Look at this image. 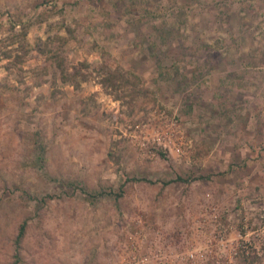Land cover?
<instances>
[{"label":"rangeland","instance_id":"374dc122","mask_svg":"<svg viewBox=\"0 0 264 264\" xmlns=\"http://www.w3.org/2000/svg\"><path fill=\"white\" fill-rule=\"evenodd\" d=\"M0 264H264V0H0Z\"/></svg>","mask_w":264,"mask_h":264},{"label":"trees","instance_id":"16d2710c","mask_svg":"<svg viewBox=\"0 0 264 264\" xmlns=\"http://www.w3.org/2000/svg\"><path fill=\"white\" fill-rule=\"evenodd\" d=\"M23 34H26V31L24 30L23 31ZM41 50H44L43 47H40ZM7 51H5L3 53V56H7ZM53 55H57L58 56V53L57 52H53L52 53ZM63 58H60L59 60L56 61V67L58 68V71H59V77L63 80V81H71L73 84L75 85H78L79 84V79L77 80L76 77L78 76V74L83 78V79H86L87 78V73L85 72H82L80 70V68L78 67H73V70L72 71H67L65 65L63 64ZM102 67V65H101ZM115 70H108V73L104 74V77L102 78V81L101 83H104L106 84L107 86H110L112 89H115L117 90L118 88H120L121 85H127V84H130L131 86V90L133 92H138V91H142V92H146L148 90L147 87L143 86L140 84L139 87H137V84L139 83L140 81V78L137 74L135 73H132L131 72V76L133 79H135V81H131L129 80L128 77H126V72L128 73V70L124 71L122 70L121 68L117 67V68H114ZM117 76H121L120 78H123L124 81H120V82H116L114 81V79L117 77ZM131 81V82H130ZM124 82V83H123ZM141 83V82H140ZM184 178V177H183ZM185 180L188 179V178H184ZM24 233V224H21L20 227H19V231L16 235V238H15V241H16V245L18 246V242L20 240V238L22 237Z\"/></svg>","mask_w":264,"mask_h":264},{"label":"crops","instance_id":"0c3cea01","mask_svg":"<svg viewBox=\"0 0 264 264\" xmlns=\"http://www.w3.org/2000/svg\"><path fill=\"white\" fill-rule=\"evenodd\" d=\"M224 33H226V31H223V33H221V35H218V36H216L215 37V42L216 43H219V44H223V43H225L228 39H232V37H226L225 35H223ZM239 53H241L242 54V57H239L240 59H241V61L242 60H244L245 61V58L247 57V53H244V52H239ZM239 53H225V54H227L228 56H230L231 58H234L235 59V57L236 56H238L239 55ZM224 54V55H225ZM254 57H256L257 56V58H258V56H261V53H256V52H254ZM240 56V55H239ZM239 58L237 57L236 58V64L235 63H233V65H232V67L231 66H226V67H222L221 69L223 70V71H232L233 73H234V75H238V74H240L241 72H243V70H244V66H243V64L240 62V60H239ZM223 68H225V69H223ZM233 68V69H232ZM233 73H231V74H233Z\"/></svg>","mask_w":264,"mask_h":264},{"label":"built area","instance_id":"2783aa9c","mask_svg":"<svg viewBox=\"0 0 264 264\" xmlns=\"http://www.w3.org/2000/svg\"><path fill=\"white\" fill-rule=\"evenodd\" d=\"M138 260H139V262H144V261H146V258L142 257V258H139Z\"/></svg>","mask_w":264,"mask_h":264}]
</instances>
